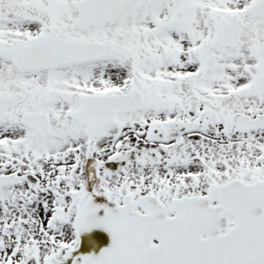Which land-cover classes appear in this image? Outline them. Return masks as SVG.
Returning <instances> with one entry per match:
<instances>
[{
	"label": "snow or ice",
	"instance_id": "snow-or-ice-1",
	"mask_svg": "<svg viewBox=\"0 0 264 264\" xmlns=\"http://www.w3.org/2000/svg\"><path fill=\"white\" fill-rule=\"evenodd\" d=\"M0 264H264V0H0Z\"/></svg>",
	"mask_w": 264,
	"mask_h": 264
}]
</instances>
